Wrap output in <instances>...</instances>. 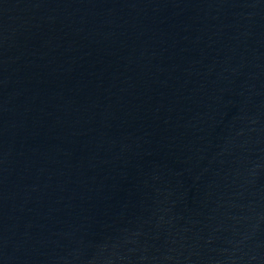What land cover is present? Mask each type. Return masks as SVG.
<instances>
[{
	"label": "water",
	"instance_id": "1",
	"mask_svg": "<svg viewBox=\"0 0 264 264\" xmlns=\"http://www.w3.org/2000/svg\"><path fill=\"white\" fill-rule=\"evenodd\" d=\"M0 264H264V0H0Z\"/></svg>",
	"mask_w": 264,
	"mask_h": 264
}]
</instances>
